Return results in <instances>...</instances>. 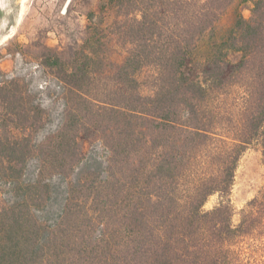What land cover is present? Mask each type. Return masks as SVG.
Wrapping results in <instances>:
<instances>
[{"label":"trees","instance_id":"trees-1","mask_svg":"<svg viewBox=\"0 0 264 264\" xmlns=\"http://www.w3.org/2000/svg\"><path fill=\"white\" fill-rule=\"evenodd\" d=\"M100 10L71 60L45 63L54 107L0 82V264H264V186L239 225L231 199L244 154L264 160V0Z\"/></svg>","mask_w":264,"mask_h":264},{"label":"rangeland","instance_id":"rangeland-1","mask_svg":"<svg viewBox=\"0 0 264 264\" xmlns=\"http://www.w3.org/2000/svg\"><path fill=\"white\" fill-rule=\"evenodd\" d=\"M6 1L10 4L11 28L0 29V82L10 79L24 80L34 90L36 102L41 101L45 107L52 108L54 106L48 94L50 90L55 89V78L53 70L45 66V63L57 54L63 55L67 60L72 59L75 50L83 45L86 29L90 25V13H96L97 28H104L100 10L103 0H71L67 8L68 0ZM22 2L26 8L21 17ZM250 7V3L240 7L246 18L251 16ZM233 20L231 11L219 26V34H222ZM106 55L108 61L115 66L121 64L125 58L120 42L114 35L110 37ZM229 58L232 63H237L240 54L233 53ZM80 140L86 154L99 148L83 136ZM263 186L262 151L254 146L244 154L236 172L231 196L234 225H239L243 209ZM216 203L217 196L211 197L205 208L210 210Z\"/></svg>","mask_w":264,"mask_h":264},{"label":"flooded vegetation","instance_id":"flooded-vegetation-1","mask_svg":"<svg viewBox=\"0 0 264 264\" xmlns=\"http://www.w3.org/2000/svg\"><path fill=\"white\" fill-rule=\"evenodd\" d=\"M0 0V29H10L11 20H10V4L6 0ZM20 16V13L18 14Z\"/></svg>","mask_w":264,"mask_h":264},{"label":"bare ground","instance_id":"bare-ground-1","mask_svg":"<svg viewBox=\"0 0 264 264\" xmlns=\"http://www.w3.org/2000/svg\"><path fill=\"white\" fill-rule=\"evenodd\" d=\"M23 2H24V0H23ZM23 2H22V3H23ZM70 2H71V1L68 0V2H67V4H66V8L68 7V5H69ZM25 8H26V7H25V4L23 3V4H22L21 17H22V15H23L24 11H25Z\"/></svg>","mask_w":264,"mask_h":264},{"label":"water","instance_id":"water-1","mask_svg":"<svg viewBox=\"0 0 264 264\" xmlns=\"http://www.w3.org/2000/svg\"><path fill=\"white\" fill-rule=\"evenodd\" d=\"M71 1V0H70Z\"/></svg>","mask_w":264,"mask_h":264}]
</instances>
